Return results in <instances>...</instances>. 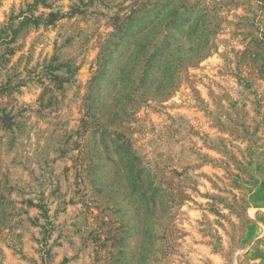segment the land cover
I'll return each mask as SVG.
<instances>
[{"label":"rangeland","instance_id":"1","mask_svg":"<svg viewBox=\"0 0 264 264\" xmlns=\"http://www.w3.org/2000/svg\"><path fill=\"white\" fill-rule=\"evenodd\" d=\"M0 264H264V0H0Z\"/></svg>","mask_w":264,"mask_h":264},{"label":"trees","instance_id":"2","mask_svg":"<svg viewBox=\"0 0 264 264\" xmlns=\"http://www.w3.org/2000/svg\"><path fill=\"white\" fill-rule=\"evenodd\" d=\"M135 13L136 10H132L130 15L127 16V19L130 20L131 18H133ZM184 13L185 12L182 13L181 18L185 16L186 18L185 24L181 23L179 24V27L181 29L186 25L188 30H190L194 25V20H192V16L191 14H189V12L185 13V15ZM59 17L61 16L58 13L57 14L50 13V18L46 23H52L54 20H57ZM158 19H159L158 15H155L154 17H152V19H150L149 17L148 23L142 26L140 29H136V31L134 30V35L131 38L132 41L131 48H133L136 51L134 62H139L142 63L143 65L141 77L139 78L140 82H142L145 79L148 69L152 67L154 64L159 65L161 63L164 66H167V68H173V70H177L183 64L184 60H187L189 63L190 62L194 63L197 60H199V58H201L203 53L208 51V46H207L208 42L201 43V40L205 37L202 36V38H199L200 35L198 36L196 29H194L193 31V38L188 48L186 47L180 49L178 44L171 46L169 43L171 33L164 32L162 34L156 33L155 35L156 26L154 25L156 24ZM139 20H142V18ZM116 29L118 30L119 26H116ZM156 37H158V39H156ZM171 37H174V35H172ZM187 41L188 38L187 39L181 38L180 40L181 43ZM194 41H198V44L193 45ZM202 42H204V40H202ZM104 52L105 50L102 47L100 52V57L103 55ZM174 75L175 72L170 74V77ZM173 83L174 80H171L170 78V80L166 83V85L172 87Z\"/></svg>","mask_w":264,"mask_h":264}]
</instances>
